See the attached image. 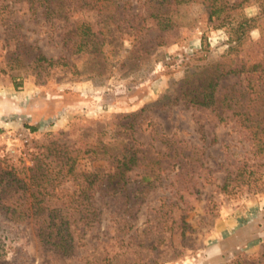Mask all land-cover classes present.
Wrapping results in <instances>:
<instances>
[{
    "label": "rangeland",
    "instance_id": "rangeland-1",
    "mask_svg": "<svg viewBox=\"0 0 264 264\" xmlns=\"http://www.w3.org/2000/svg\"><path fill=\"white\" fill-rule=\"evenodd\" d=\"M134 4L138 9L126 4L118 12L125 14V23L112 27L115 38L97 53L72 54L65 41L78 19L98 26L96 12L80 8L77 0H69L70 18L56 24L42 9L33 13L20 2L19 33L0 26V64L27 56V64L0 77V96L15 99L25 93L28 98L20 105L30 109L15 116L18 127L0 130V180L14 174L29 184L31 175L53 160L47 149L54 142L84 147L85 140L95 144L102 138L113 147L132 144L142 151L139 166L119 186L97 192L93 205L100 216L86 229L77 228L71 256L42 251L32 215L0 212V223L25 222L7 225L8 237L0 231V264H264V222L257 220L264 212V192L221 189L243 159L258 161L252 139L235 119L219 121L210 110L169 102L184 80L227 53L228 31L210 27L203 5L196 2L177 9L170 31L152 28L149 20L133 27L129 20L139 26L145 17L141 1ZM243 11L257 16L256 0ZM14 34L49 57L66 56L72 67L28 64L30 53L24 54L26 47ZM250 38L264 51V15ZM245 83L243 76L229 75L218 88L225 93ZM131 121L133 127L126 130L124 124ZM106 158L101 152L83 159L81 172L98 164L105 170ZM75 190L72 185L54 199L69 204ZM66 204V215L74 220ZM230 218L250 227L248 242L247 234L238 238V246L229 239L236 227L222 223Z\"/></svg>",
    "mask_w": 264,
    "mask_h": 264
},
{
    "label": "trees",
    "instance_id": "trees-1",
    "mask_svg": "<svg viewBox=\"0 0 264 264\" xmlns=\"http://www.w3.org/2000/svg\"><path fill=\"white\" fill-rule=\"evenodd\" d=\"M133 1L77 0L80 8L95 11L99 19L96 27L86 19L75 21V27L65 38L72 54L102 52L104 46L112 43L115 38L112 27H120L121 23H125V14L120 15L118 12L127 5L138 9ZM140 1L143 5L141 12L145 17L139 26L137 20H129L128 24H133V27L142 28L149 20L152 28L161 32L170 31L176 24L174 14L177 9L182 4L196 2L203 5L206 22L210 27L225 28L228 31L227 53L184 80L169 102H184L210 110L219 121L235 119V123L252 139L254 152L259 159H243L235 173H227L221 189L225 193H237L245 188L264 192V51L261 52L258 41L250 38L252 27L264 15V0H256L259 13L253 17L243 11L252 0ZM20 2L26 3L33 13L42 9V14L52 24L63 18H70L69 0H0V26L5 32L19 33V29L23 27L16 17V4ZM13 36L20 46L26 47L23 49L24 54L30 53L28 64L72 67L66 56L49 57L39 46L21 41L17 34ZM204 45L202 36L201 46ZM26 57L23 59L21 54L15 58L8 57L0 64V77L9 74V68L27 64ZM229 75L243 76L245 85L225 93L220 92L218 87L221 86V81ZM228 109H232L231 114H228ZM133 123L131 121L124 124V128H132ZM29 127L32 131L37 130V126ZM83 145L84 147H71L54 142L47 149L53 160L48 164L44 163L40 170L34 172L29 184H21L23 180H18L14 174L5 181L0 180V212L11 217L17 213L32 215L30 223L35 229L42 251L71 256L78 245L75 238L77 228L81 225L86 229L100 216L93 205L97 192L119 186L126 173L139 166L141 161L142 151L132 144L113 147L101 138L95 144L85 140ZM101 152L108 156L105 170L98 164L90 172L82 173V160L90 159ZM114 179H117L116 182ZM71 184L76 186V196L71 198V203L66 204L58 197L54 199L58 192L66 190ZM16 194L18 197L13 201ZM65 204L71 208V214L76 215L74 220L66 215ZM9 223H0V231L5 237L9 235L7 225H25L21 221Z\"/></svg>",
    "mask_w": 264,
    "mask_h": 264
},
{
    "label": "crops",
    "instance_id": "crops-1",
    "mask_svg": "<svg viewBox=\"0 0 264 264\" xmlns=\"http://www.w3.org/2000/svg\"><path fill=\"white\" fill-rule=\"evenodd\" d=\"M14 98L15 99H12V98H9L6 96H4V97L0 96V116H2V118L0 119V130H2V129L9 130V127L12 125L15 127H18L20 124L18 123V120L16 119L17 117H15V116H17V114H21V113L23 114L24 111L26 113L27 110H30L29 108L27 109L25 106L20 105L21 103H25L22 101V99L24 98V101H25V99L28 98L27 94H25V93L20 94V92H19L18 95H16V94L14 95ZM17 99H19V101ZM33 111H34V109H33ZM27 115L32 116L33 114L27 113ZM7 118H10V119L8 121H6ZM62 118H63V116H62ZM63 119H61L60 121L62 122ZM257 220L260 223L264 222V212L258 216ZM225 224L230 225V227L231 226L236 227L235 230L233 231L232 235L229 237V239L233 240L234 244L236 243V246H238V243L241 242L238 238H242L243 236H245V234H247L246 235V238H247L248 234H252L250 232V227L248 225L241 224V223L238 224V221L236 219L230 218L228 220H225V222L222 223V226H224ZM252 226H254V224ZM248 238H251V237H248ZM248 238L246 239L247 242L249 241Z\"/></svg>",
    "mask_w": 264,
    "mask_h": 264
}]
</instances>
